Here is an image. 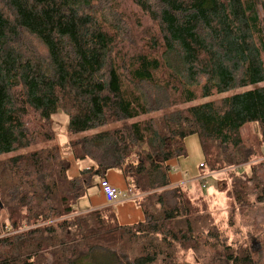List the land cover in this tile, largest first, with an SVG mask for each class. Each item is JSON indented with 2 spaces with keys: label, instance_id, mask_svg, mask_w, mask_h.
<instances>
[{
  "label": "trees",
  "instance_id": "16d2710c",
  "mask_svg": "<svg viewBox=\"0 0 264 264\" xmlns=\"http://www.w3.org/2000/svg\"><path fill=\"white\" fill-rule=\"evenodd\" d=\"M260 83L264 0H0V264H193L182 250L196 264H255L171 183L168 162L197 135L200 175H227L216 184L230 217L264 203V85L224 95ZM58 109L70 156L89 161L73 177ZM113 169L140 222L78 212Z\"/></svg>",
  "mask_w": 264,
  "mask_h": 264
},
{
  "label": "rangeland",
  "instance_id": "374dc122",
  "mask_svg": "<svg viewBox=\"0 0 264 264\" xmlns=\"http://www.w3.org/2000/svg\"><path fill=\"white\" fill-rule=\"evenodd\" d=\"M119 5V3H116V6ZM121 8L123 11L114 12L119 18L122 14L127 15L126 13H131L130 8L126 4L122 5ZM109 18H112V15H109ZM117 50L128 51L127 46H125L124 49L117 48ZM262 85H264V83L233 89L224 93V95L233 94ZM205 100L208 99L201 101ZM67 123L68 116L62 110L58 109L52 115V129L55 134L54 142L58 146L61 155L70 161L68 175L73 177L78 174V168L86 166L89 161L86 160L82 163H77L70 156L68 150ZM254 126L255 125H251L249 129H254ZM94 130L95 129L93 128L89 132ZM184 145L186 156L180 157L176 160L177 164L171 166L170 173L179 171L183 174V180H186V183H182L183 188L193 199L200 198L198 200L199 206L205 204L206 211L209 213L216 228L226 237L227 244L231 245L233 248L246 246L254 257L255 264H264V203H254L247 214H241L239 211H236L234 218H231L230 211L234 207L232 200L227 196V189L220 191V186H217L216 184L218 180L227 177L226 173L223 172V174L222 172H216L213 174L200 175L199 165L202 161V152L197 135H191L185 138ZM11 154L12 152L8 155ZM238 172L241 174H248L249 168L243 166ZM202 177L205 179L203 180ZM203 183H205V187H202ZM140 195L138 196L140 197ZM77 209L79 213L89 211L83 210L79 205ZM212 254V250H206L202 253V255L205 256H211ZM177 258L180 261L193 264L197 263V259L191 251H179Z\"/></svg>",
  "mask_w": 264,
  "mask_h": 264
},
{
  "label": "crops",
  "instance_id": "0c3cea01",
  "mask_svg": "<svg viewBox=\"0 0 264 264\" xmlns=\"http://www.w3.org/2000/svg\"><path fill=\"white\" fill-rule=\"evenodd\" d=\"M168 164L170 166H174L177 164V161L170 160ZM169 177L173 185L182 186V183H186V180H183V174L179 171L170 173ZM104 178L107 179L113 186L120 189L123 193L129 186L128 180L119 170L113 169L107 171ZM202 179L204 180L205 178L202 177ZM202 187H205V183H203ZM80 200L78 201V204L83 210L110 206L114 210L117 220L121 225H132L143 219V213L138 204L135 202V196H120L114 203H109L105 199L99 187V180L96 181L95 186L92 187Z\"/></svg>",
  "mask_w": 264,
  "mask_h": 264
},
{
  "label": "built area",
  "instance_id": "2783aa9c",
  "mask_svg": "<svg viewBox=\"0 0 264 264\" xmlns=\"http://www.w3.org/2000/svg\"><path fill=\"white\" fill-rule=\"evenodd\" d=\"M99 187L105 197V199L107 200V202L109 203H114L115 200L120 197V196H135V190L133 189V187L129 184V186L127 187V189L124 191V193L116 188L115 186H113L107 179L105 178H101L99 179Z\"/></svg>",
  "mask_w": 264,
  "mask_h": 264
}]
</instances>
